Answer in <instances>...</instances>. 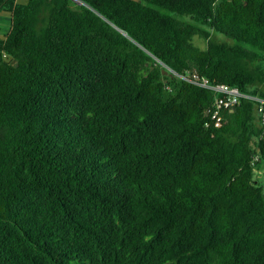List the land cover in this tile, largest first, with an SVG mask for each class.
I'll return each instance as SVG.
<instances>
[{
	"label": "trees",
	"instance_id": "1",
	"mask_svg": "<svg viewBox=\"0 0 264 264\" xmlns=\"http://www.w3.org/2000/svg\"><path fill=\"white\" fill-rule=\"evenodd\" d=\"M3 12L0 264H264V0Z\"/></svg>",
	"mask_w": 264,
	"mask_h": 264
},
{
	"label": "built area",
	"instance_id": "2",
	"mask_svg": "<svg viewBox=\"0 0 264 264\" xmlns=\"http://www.w3.org/2000/svg\"><path fill=\"white\" fill-rule=\"evenodd\" d=\"M167 72L169 74L174 75L178 77L176 73H174L171 69L166 68ZM197 84L205 89H208L212 91L214 94H220L223 96L222 99H216L214 101V112L212 115V118H214L217 115V112L220 108H225V109H232L234 106H237L240 102L241 99H249L256 101L260 104H264V100H260L256 97L253 96H248L243 93H241L237 88L229 87L228 85L225 84H211L207 82L206 79L201 78L199 81L197 80Z\"/></svg>",
	"mask_w": 264,
	"mask_h": 264
},
{
	"label": "rangeland",
	"instance_id": "3",
	"mask_svg": "<svg viewBox=\"0 0 264 264\" xmlns=\"http://www.w3.org/2000/svg\"><path fill=\"white\" fill-rule=\"evenodd\" d=\"M162 13L164 14H168L171 16H175L178 17L177 15L170 13L168 11L165 10H161ZM3 25V29H2V33L3 32H7L9 30V24L7 23H2ZM193 44L201 49L205 48V42L204 40L200 39V38H193ZM167 75V74H165ZM168 76V75H167ZM254 179L256 180L257 184L262 188V193H264V164H258L255 167L254 170V175H253Z\"/></svg>",
	"mask_w": 264,
	"mask_h": 264
},
{
	"label": "crops",
	"instance_id": "4",
	"mask_svg": "<svg viewBox=\"0 0 264 264\" xmlns=\"http://www.w3.org/2000/svg\"><path fill=\"white\" fill-rule=\"evenodd\" d=\"M2 23H7L10 25V14L7 12L0 13V33L4 34L6 32L2 33L3 25Z\"/></svg>",
	"mask_w": 264,
	"mask_h": 264
},
{
	"label": "water",
	"instance_id": "5",
	"mask_svg": "<svg viewBox=\"0 0 264 264\" xmlns=\"http://www.w3.org/2000/svg\"><path fill=\"white\" fill-rule=\"evenodd\" d=\"M7 61H10V58H7ZM13 63V62H12ZM162 73L163 74H167L168 76H171V74H169L168 72H167V70L166 69H162Z\"/></svg>",
	"mask_w": 264,
	"mask_h": 264
}]
</instances>
